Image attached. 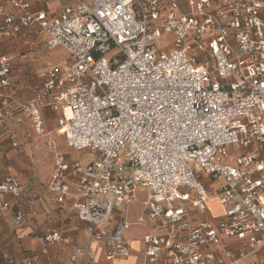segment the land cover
<instances>
[{"label": "built area", "instance_id": "1", "mask_svg": "<svg viewBox=\"0 0 264 264\" xmlns=\"http://www.w3.org/2000/svg\"><path fill=\"white\" fill-rule=\"evenodd\" d=\"M5 1L19 14L0 7V40L38 27L48 50L68 52L41 72L22 110L37 135L46 134L44 109L58 112L68 147L96 156L68 159L49 141L54 173L45 185L59 204L73 200L106 260L133 255L129 226L112 220L144 187L150 217L168 227L145 236V264L162 255L164 264H264V0H77L60 15ZM12 69L0 54L1 130ZM204 176L219 181L217 197ZM29 186L14 176L0 183V215ZM188 204L209 218L194 222ZM224 237L246 248L232 251ZM41 241L68 242L54 229ZM87 256L95 258L77 249L72 259Z\"/></svg>", "mask_w": 264, "mask_h": 264}, {"label": "crops", "instance_id": "2", "mask_svg": "<svg viewBox=\"0 0 264 264\" xmlns=\"http://www.w3.org/2000/svg\"><path fill=\"white\" fill-rule=\"evenodd\" d=\"M36 10H45L49 14L60 15L65 7L76 3L77 0H26ZM90 1V0H88ZM0 7L9 12L19 14L18 10L5 0H0ZM170 39L172 36L169 37ZM44 42V44L42 43ZM45 38L38 27L23 30L19 35L4 37L0 40V54L12 58V72L10 85L3 92L8 98L9 105L4 107L6 130L0 129V183L14 176L20 178L30 188L21 199L10 198L12 211L7 215H0V264H23V261L32 258L33 264H145V236L164 235L168 227L163 218L152 219L146 206V190L138 188L137 197L126 203L115 213L112 223L117 226L128 225L125 238L133 251L128 259L107 261L103 242L93 241L87 230V224L78 219L72 212L73 200L70 198L65 204H59L47 190L48 182L53 173L54 156L48 154V142L55 144L57 152L64 154L68 159L79 157L70 154L65 137L58 132L57 117L59 113L45 108L43 111L45 135H37L31 123L30 116L22 110V106L31 97L32 90L41 85L40 74L46 69L44 52ZM173 49L169 46L166 50ZM62 50L68 55V52ZM54 50V51H56ZM65 56V58H66ZM63 60V59H62ZM59 63V62H58ZM57 64V63H54ZM2 100L0 99V105ZM234 159V157H232ZM213 198L217 197L218 181H214ZM217 186V187H216ZM194 222L208 219L188 204ZM16 211L24 214L22 222L16 219ZM214 213L218 214L220 211ZM48 229L60 230L68 242H58L51 245L41 241ZM230 249L239 252L246 248L244 241L237 238H223ZM77 249L92 251L95 258L80 257L73 260ZM218 258L226 263L225 252L221 245L213 247ZM165 255H162L159 264H164ZM264 259V251L259 254Z\"/></svg>", "mask_w": 264, "mask_h": 264}, {"label": "rangeland", "instance_id": "3", "mask_svg": "<svg viewBox=\"0 0 264 264\" xmlns=\"http://www.w3.org/2000/svg\"><path fill=\"white\" fill-rule=\"evenodd\" d=\"M169 37L167 39H163V40H160L157 42V46L158 48L161 49L162 47V44L165 43V42H168L169 41ZM42 43L44 44V42L42 41ZM199 50V49H198ZM198 50H195L194 53H197ZM168 51H173V49H169ZM42 52H44V58H45V62L43 64V66H45L46 68H49L50 66H52L54 63H58L60 61H62V59L65 58L66 56V53L64 51H60V50H48L47 48H43L42 49ZM56 149V147H55ZM57 151V150H56ZM70 151V154H72L73 156H77L79 157L80 159L82 160H91L92 158L96 157L94 155H91L89 153L88 150L84 149V151H75L73 149H69ZM230 152H231V149H230ZM48 154H50L51 156H53V154H51L49 151H48ZM54 160V159H53ZM225 162L227 164H234V159L231 158V160H227L225 159ZM203 182L206 186V189L208 190L209 194H211V198H213V195L212 194V190L214 189L215 185H214V181L213 179H211L210 177L208 176H204L203 178ZM219 182V181H218ZM217 187V186H216ZM183 191V189L181 190ZM212 208L215 210V212L217 211H221V208L219 207L218 203H216L215 201L212 203Z\"/></svg>", "mask_w": 264, "mask_h": 264}, {"label": "trees", "instance_id": "4", "mask_svg": "<svg viewBox=\"0 0 264 264\" xmlns=\"http://www.w3.org/2000/svg\"><path fill=\"white\" fill-rule=\"evenodd\" d=\"M29 188H30V186H29ZM29 188H28V190H29ZM26 191H27V190H26ZM24 195H25V194H24ZM24 195H23V196H24ZM20 199H21V198H20ZM12 209H13V208H12ZM11 211H12V210H11ZM18 212H21V211H16V212H15V213L17 214V215H16V219L18 218ZM22 214H23V213H22ZM3 216H4V215H3ZM23 219H24V214H23L22 219L19 221V223L22 222Z\"/></svg>", "mask_w": 264, "mask_h": 264}]
</instances>
